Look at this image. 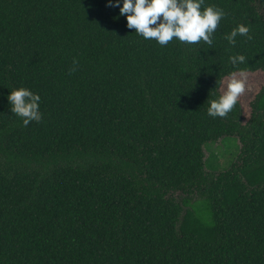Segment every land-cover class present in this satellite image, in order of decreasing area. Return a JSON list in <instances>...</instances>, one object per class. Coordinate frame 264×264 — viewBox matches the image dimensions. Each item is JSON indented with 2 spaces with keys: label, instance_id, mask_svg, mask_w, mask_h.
Instances as JSON below:
<instances>
[{
  "label": "trees",
  "instance_id": "trees-1",
  "mask_svg": "<svg viewBox=\"0 0 264 264\" xmlns=\"http://www.w3.org/2000/svg\"><path fill=\"white\" fill-rule=\"evenodd\" d=\"M107 3L0 0V264H264V86L249 117L207 115L231 56L264 73V0H206L227 14L212 49L144 40ZM20 88L40 123L11 112ZM227 137L240 154L209 171Z\"/></svg>",
  "mask_w": 264,
  "mask_h": 264
},
{
  "label": "clouds",
  "instance_id": "clouds-1",
  "mask_svg": "<svg viewBox=\"0 0 264 264\" xmlns=\"http://www.w3.org/2000/svg\"><path fill=\"white\" fill-rule=\"evenodd\" d=\"M106 6L119 9L120 16L127 19L129 30H134L144 40L156 41L161 47H167L175 40L184 45L203 43L212 49L215 33L227 15L219 7L206 6V0H108ZM251 31L250 27L241 24L225 39L235 48L238 38L252 40ZM229 63L238 71L228 77L224 94L207 101L210 105L207 115L213 119H226L247 91L248 73L239 70L240 65L247 64V57L234 55L229 58ZM219 84L222 89L225 87L224 81ZM7 99L12 105L11 112L23 120L25 127L42 121L40 95L20 88L12 91Z\"/></svg>",
  "mask_w": 264,
  "mask_h": 264
},
{
  "label": "rangeland",
  "instance_id": "rangeland-1",
  "mask_svg": "<svg viewBox=\"0 0 264 264\" xmlns=\"http://www.w3.org/2000/svg\"><path fill=\"white\" fill-rule=\"evenodd\" d=\"M226 83L223 88V94L226 92ZM264 86V73H248L247 91L240 98L244 102L247 115H250V102L257 96ZM240 143L236 137H227L214 144H208L206 148V165L207 169L212 172L225 171L234 163L240 154ZM193 208L208 223H213L211 213V204L205 198H196L192 201Z\"/></svg>",
  "mask_w": 264,
  "mask_h": 264
}]
</instances>
